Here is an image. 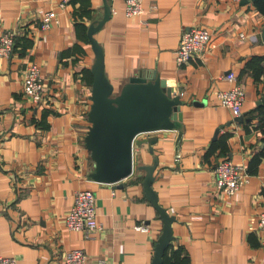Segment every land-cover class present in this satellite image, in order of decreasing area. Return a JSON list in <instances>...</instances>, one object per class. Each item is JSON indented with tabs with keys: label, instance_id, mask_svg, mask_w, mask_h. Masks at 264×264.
I'll list each match as a JSON object with an SVG mask.
<instances>
[{
	"label": "crops",
	"instance_id": "obj_1",
	"mask_svg": "<svg viewBox=\"0 0 264 264\" xmlns=\"http://www.w3.org/2000/svg\"><path fill=\"white\" fill-rule=\"evenodd\" d=\"M104 1L60 7L61 0H0V29L20 32L11 57L0 58V256L19 264H65L68 250L82 249L88 264H151L163 222L146 197V171L136 167L157 157L152 186L175 216L170 264H181L175 257L186 264H264L258 230L264 211V14L244 0H144L146 12L127 17L124 0H108L118 12L95 38L115 90L133 75L157 73L185 102L176 128L137 136L136 170L114 185L91 178L85 144L95 61L88 28L104 17ZM52 9L58 23L42 29ZM203 26L216 47L179 65L182 34ZM31 63L42 67L46 83L39 104L24 92ZM230 71L238 81L224 79ZM240 83L246 98L243 119L236 121L217 92ZM225 157L249 172L233 196L214 184V168ZM83 189L97 197L100 229L91 238L66 224L74 195ZM142 224L148 230L139 229Z\"/></svg>",
	"mask_w": 264,
	"mask_h": 264
},
{
	"label": "water",
	"instance_id": "obj_2",
	"mask_svg": "<svg viewBox=\"0 0 264 264\" xmlns=\"http://www.w3.org/2000/svg\"><path fill=\"white\" fill-rule=\"evenodd\" d=\"M255 2V0H244ZM104 17L89 26V40L95 52L92 67L94 76L90 95L92 100L88 113L91 125L86 133L85 144L91 153L94 171L91 178L96 182L116 185L135 172L134 142L141 133H153L177 127L182 120L181 106L185 103L182 97L174 94L166 80L157 73L150 76L136 74L130 77L118 90L106 74L105 51L96 40L95 34L110 19L111 7L108 0L104 1ZM264 41V28L262 29ZM243 114L236 121L243 119ZM220 128L216 132L219 134ZM157 141L153 136L151 145ZM153 153V149L150 148ZM158 158L151 165H139V170L146 171L143 187L147 199L156 207L163 228L154 246L151 264H163L165 250L173 241V222L175 216L170 215L165 207L158 202L153 188L156 178Z\"/></svg>",
	"mask_w": 264,
	"mask_h": 264
},
{
	"label": "built area",
	"instance_id": "obj_3",
	"mask_svg": "<svg viewBox=\"0 0 264 264\" xmlns=\"http://www.w3.org/2000/svg\"><path fill=\"white\" fill-rule=\"evenodd\" d=\"M72 0H61L60 7H65ZM114 0H109L112 2ZM144 0H124V10L127 17L141 16L146 10L143 7ZM155 5L151 6V10ZM111 11L117 13L116 8L111 5ZM145 22V21H144ZM58 23V12L55 10L46 11L42 18L41 28H50ZM20 32L16 29H0V58L11 57ZM212 32L207 27H193L185 30L182 34L179 47L176 51V62L179 65L186 64L193 55H201L216 47L213 43ZM229 82L238 81L233 72H228L224 76ZM24 92L27 98L39 104L44 102V92L46 83L42 75V67L37 63L28 65L23 78ZM220 105L227 107L235 117H240L242 113L243 102L245 101V89L240 83L228 89H222L217 92ZM249 173L247 167L243 164L235 163L231 158L225 157L214 168V184L217 189L226 194L233 196L240 191L248 182ZM96 194L90 189L79 190L74 195L73 207L67 215L66 224L69 228L76 231H82L91 238L93 234L100 229L97 222ZM258 230L263 233L264 244V211L259 215ZM141 230H148V226L142 224L138 226ZM65 264H88L90 259L86 251L82 249L68 250L64 256ZM105 260H99L98 264H105ZM0 264H19L14 257L0 256Z\"/></svg>",
	"mask_w": 264,
	"mask_h": 264
},
{
	"label": "trees",
	"instance_id": "obj_4",
	"mask_svg": "<svg viewBox=\"0 0 264 264\" xmlns=\"http://www.w3.org/2000/svg\"><path fill=\"white\" fill-rule=\"evenodd\" d=\"M254 6H256L264 14V0H255ZM18 38L19 37L17 36L15 44L17 43ZM14 47H15V45H14ZM261 155L263 156L264 153H262ZM93 169H94V163H93ZM247 171H248V169H247ZM171 249H172V244H170V246L165 250V253L163 256L164 257V263L163 264H170L171 259L167 255ZM175 261L181 262V264H186V258L185 257H183V258L175 257Z\"/></svg>",
	"mask_w": 264,
	"mask_h": 264
}]
</instances>
